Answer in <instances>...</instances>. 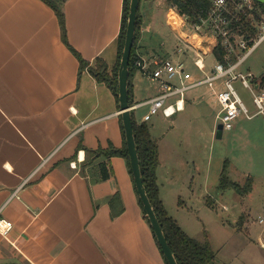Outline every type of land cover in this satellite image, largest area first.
<instances>
[{
    "label": "crops",
    "instance_id": "obj_1",
    "mask_svg": "<svg viewBox=\"0 0 264 264\" xmlns=\"http://www.w3.org/2000/svg\"><path fill=\"white\" fill-rule=\"evenodd\" d=\"M143 3L135 53L149 58L156 54L146 34L154 21L145 16ZM62 9L67 40L89 63L82 70L51 6L43 0H0V216L13 222L6 236L0 233V264H168L126 159L92 152L123 145L119 102L89 70L100 59L108 72L115 65L123 0H65ZM147 80L138 69L130 77L137 123L148 109L139 103L155 96L146 97ZM202 87L184 97L179 111L194 106L199 96L207 105L215 100ZM163 117L168 127L160 136L153 135L158 129L153 117L145 122L159 148V197L179 226L203 241L192 205L198 197L212 201L214 175L216 191H222L220 175L208 161L205 171L198 166L196 153L181 150L187 137L181 134L179 141L176 120ZM251 119L237 120L233 128ZM100 162L110 173L106 179ZM196 173L201 194L193 189Z\"/></svg>",
    "mask_w": 264,
    "mask_h": 264
},
{
    "label": "rangeland",
    "instance_id": "obj_2",
    "mask_svg": "<svg viewBox=\"0 0 264 264\" xmlns=\"http://www.w3.org/2000/svg\"><path fill=\"white\" fill-rule=\"evenodd\" d=\"M141 1L145 5V16L153 15L151 17L154 21L153 29L146 33L151 47L160 55L170 53L177 38L174 31L166 24V11L169 5L165 0ZM148 8L150 11L147 13ZM187 68L193 75L199 76V71L192 62L187 61ZM241 69L252 72L258 78L264 75V40L248 56ZM177 85H180L178 81ZM159 87L158 82L147 80L143 91L146 97H150L159 92ZM238 88L251 108L248 91ZM194 92L186 91L185 96L192 97ZM196 100L198 103H194V106H189L184 111H177L169 118L176 120V128H178L177 134H174L176 138L181 141V134L187 137L186 143L180 146L181 150L186 149L191 154L196 153L197 164L204 166V171L208 165L207 161L210 162L209 168L214 169L218 176L226 162L229 179L243 186L247 178H251L253 190L251 194L241 195L234 188L227 187L218 193L216 191L218 179L214 175V184L211 183L213 185L208 190L212 195L213 206L209 205L211 202L207 204L206 200L202 202L199 197L194 199L192 206L196 213L193 222L198 229L203 228L202 235L204 238L207 235L215 252L212 264H264V222H259L260 217L264 219V115L253 117L250 125L224 130L222 137L217 138L215 115L220 107L218 102L212 99L207 105L200 96ZM142 111L143 108L136 110L137 117ZM152 117L151 121L158 122V129L153 135L160 136L164 127L166 131L168 123L161 112ZM238 120L249 121L243 116ZM195 178L197 180L194 183L200 180L197 173ZM201 183L203 182L199 181L198 184L193 185L195 192L203 191Z\"/></svg>",
    "mask_w": 264,
    "mask_h": 264
},
{
    "label": "built area",
    "instance_id": "obj_3",
    "mask_svg": "<svg viewBox=\"0 0 264 264\" xmlns=\"http://www.w3.org/2000/svg\"><path fill=\"white\" fill-rule=\"evenodd\" d=\"M166 24L177 41L171 52L149 58L136 55L134 66L159 83V92L139 105H148L141 122L162 113L171 117L184 107L185 92L206 86L219 104L217 125L231 130L240 116L264 115V82L241 69L248 56L264 40V3L258 0H210L204 15L190 21L175 5L166 11ZM187 61L199 71L195 76ZM179 82V86L177 85ZM248 91L251 108L239 92ZM137 105H132L131 109ZM263 223L264 219L259 218ZM13 222L0 216V233L6 236ZM264 247V244H263Z\"/></svg>",
    "mask_w": 264,
    "mask_h": 264
},
{
    "label": "trees",
    "instance_id": "obj_4",
    "mask_svg": "<svg viewBox=\"0 0 264 264\" xmlns=\"http://www.w3.org/2000/svg\"><path fill=\"white\" fill-rule=\"evenodd\" d=\"M43 1L47 3L49 6H51L55 11L59 20L62 39L79 60L80 70L89 66V63L70 45V43L67 40L65 19L62 9L65 0H43ZM165 1L169 6L175 5L179 13L188 16L190 21H195L197 20L199 15H204L210 6V0H165ZM128 9H129V0H123L121 28L118 35V44H117V58L112 71L111 72L107 71V65L101 59L97 60V65L95 67H89L90 72L98 81L105 82L108 85V87L113 92L117 103H118L117 71L124 46ZM141 21L142 18L138 9L134 43L131 50L130 62H129L130 76H129L128 92H129L130 104H132L130 77L134 72V70L136 69V67L134 66V59L136 58L137 55L135 53V46L140 37ZM132 122H133L134 137H135L137 153L139 157V165H140L143 184L177 263L178 264H212L215 258V252L213 251L208 238L205 237L203 241H199L196 238L188 235L179 226L177 221L168 214L167 210L165 209L162 200L159 197V188L157 184V175H156V170L159 165L158 143L151 136L148 125L145 122L137 123L133 118H132ZM120 125L123 135V145L120 148L109 146L107 148H98L94 151L86 148L85 149L87 151H92L94 154H96V156L111 157L117 155L124 157L127 161L128 169L133 179L122 122ZM226 166L227 165L225 162L220 174L219 188L225 189L227 187H232L241 195L247 194L252 187L251 178H247L246 183L243 186H241L239 183L231 181L229 179L227 175ZM100 172H101V177L103 179H106L110 175L108 170L105 169L104 162H100ZM133 183H135L134 179H133ZM117 197L118 196L115 195L111 199V204L114 202V200ZM209 205L212 204L209 203ZM143 213H145L144 209H143Z\"/></svg>",
    "mask_w": 264,
    "mask_h": 264
},
{
    "label": "water",
    "instance_id": "obj_5",
    "mask_svg": "<svg viewBox=\"0 0 264 264\" xmlns=\"http://www.w3.org/2000/svg\"><path fill=\"white\" fill-rule=\"evenodd\" d=\"M258 1L264 3V0H258ZM139 4H140V0H129V9L127 14L124 46L117 71L118 102L121 113L122 125L125 134L127 151L129 154L130 166L139 199L145 211V215L153 229L156 240L168 264H178L167 242V239L164 235L161 224L159 223V220L153 209L150 199L146 193V189L144 187L141 176L139 157H138L137 147L134 137L132 112H131L132 104H130L129 102L128 85H129V76H130L129 62H130L131 50L134 43ZM222 132H223L222 126L221 124H218L216 127V137L221 138Z\"/></svg>",
    "mask_w": 264,
    "mask_h": 264
}]
</instances>
